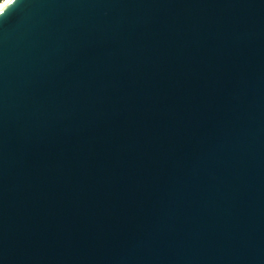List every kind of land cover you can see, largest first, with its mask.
Returning <instances> with one entry per match:
<instances>
[{
	"label": "water",
	"instance_id": "obj_1",
	"mask_svg": "<svg viewBox=\"0 0 264 264\" xmlns=\"http://www.w3.org/2000/svg\"><path fill=\"white\" fill-rule=\"evenodd\" d=\"M0 264H264V0H10Z\"/></svg>",
	"mask_w": 264,
	"mask_h": 264
},
{
	"label": "bare ground",
	"instance_id": "obj_2",
	"mask_svg": "<svg viewBox=\"0 0 264 264\" xmlns=\"http://www.w3.org/2000/svg\"><path fill=\"white\" fill-rule=\"evenodd\" d=\"M6 3H8V0H2L0 3V10L5 6Z\"/></svg>",
	"mask_w": 264,
	"mask_h": 264
},
{
	"label": "snow or ice",
	"instance_id": "obj_3",
	"mask_svg": "<svg viewBox=\"0 0 264 264\" xmlns=\"http://www.w3.org/2000/svg\"><path fill=\"white\" fill-rule=\"evenodd\" d=\"M8 2H10V0H8ZM5 7H7V3L5 4Z\"/></svg>",
	"mask_w": 264,
	"mask_h": 264
},
{
	"label": "rangeland",
	"instance_id": "obj_4",
	"mask_svg": "<svg viewBox=\"0 0 264 264\" xmlns=\"http://www.w3.org/2000/svg\"><path fill=\"white\" fill-rule=\"evenodd\" d=\"M2 2V0H0V3Z\"/></svg>",
	"mask_w": 264,
	"mask_h": 264
}]
</instances>
